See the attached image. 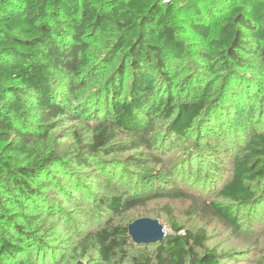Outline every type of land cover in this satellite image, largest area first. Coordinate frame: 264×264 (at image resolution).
Returning a JSON list of instances; mask_svg holds the SVG:
<instances>
[{
  "label": "trees",
  "instance_id": "obj_1",
  "mask_svg": "<svg viewBox=\"0 0 264 264\" xmlns=\"http://www.w3.org/2000/svg\"><path fill=\"white\" fill-rule=\"evenodd\" d=\"M230 1L0 0V143L4 153L26 161L9 160L0 169V264H30L21 257L33 247L27 256L36 264H219L204 249V231L176 223L160 243L135 245L127 227L137 219L125 225L106 219L80 238L79 253L64 257L47 251L46 236L31 228L27 209L46 204L42 192L52 183L44 180H54V171L82 182L93 160L127 147L147 153L132 158L135 164L158 162L152 151L166 135L200 136L203 146L234 143L231 169L212 178L214 185L209 171L190 183L202 197L213 195L202 208L214 217L236 226L264 222V106L254 105L257 82L246 76L255 78L264 65V0H238L209 39L210 19ZM179 16L210 49L201 55L203 71L193 67L175 83L188 54ZM93 44H103L101 51ZM219 76L220 96L212 100ZM175 84L188 90L183 98L172 91ZM83 121L85 137L65 127L50 142L57 128ZM157 121L166 124L164 132H155ZM121 134L128 143L110 145ZM69 137L74 146L60 144ZM160 196L125 203L119 196L108 208L117 214Z\"/></svg>",
  "mask_w": 264,
  "mask_h": 264
},
{
  "label": "rangeland",
  "instance_id": "obj_2",
  "mask_svg": "<svg viewBox=\"0 0 264 264\" xmlns=\"http://www.w3.org/2000/svg\"><path fill=\"white\" fill-rule=\"evenodd\" d=\"M163 1L182 2V0ZM236 4H238V0L230 1L210 19L209 39L216 37L227 15L226 12ZM176 25L179 28L180 37L187 45L188 54L181 60L179 77L175 83L180 82L193 67L203 69L201 55L210 49L208 43L191 31L182 16L176 20ZM106 39L108 40V38H104L105 41ZM102 45L93 44L92 50L99 52ZM110 67L106 68L103 73L107 74ZM256 72L255 78L248 74L246 76L257 82L253 88L256 89L254 105L257 107L258 104L264 106L260 102V95L261 97L263 95L264 99V65L261 70L257 69ZM238 76L244 77L241 74ZM219 81L220 76L216 83L218 88L215 90L212 100H218L220 96ZM175 87L176 84L172 91L178 92V96H182V98L188 93L186 87L183 89ZM195 87L194 84L193 88ZM80 117L89 120L90 116L81 111ZM85 122L87 121L80 124L72 123L71 126L65 124L57 128L52 132V135H57V137H52L50 142L52 143L54 138L57 140L60 137L57 133L65 127H68V134L76 131L78 136L85 137L86 134L82 132V127L86 126ZM165 130L166 124L157 121L155 132L162 133ZM201 139L202 137H196L193 134L184 140L166 135L159 140V149L152 151L157 155L158 160V162L152 163H134L132 158L137 154L139 157H148L145 150L139 148L130 149L127 147L126 150L111 155L101 154L97 158L98 161L93 160L90 167L83 168L85 176L82 182L67 179L62 177V174L57 170L54 171V180H44L52 183V186L49 185L46 188L48 192L45 190L42 192L43 200L49 207L42 208L46 204L39 203L36 204L34 210L27 209L26 213L31 215V228H37V235L46 236L48 245L45 249L47 251L59 252L63 257L68 251L70 255L72 253L75 256L80 252L78 245L80 238L85 233L94 231L106 219L112 218L114 224L125 225L133 219L147 217L158 220L166 235L173 232L171 223H176L183 229L193 232L204 231L206 233L204 249L216 253L219 257V264H264V222L244 225L243 220H240L243 225L236 226L220 217H214L210 211L202 208L203 205L212 202L215 198L212 194L202 197L199 194L203 193L202 188L199 186L195 189L192 186L193 183L190 182L198 179L195 175H198L199 171L202 176L209 171L210 181L214 177L217 181L220 174L227 173L232 166L235 144L224 143L221 144L223 146H218L217 140H210L208 145L203 146ZM110 143V145L128 143V136L121 134ZM60 144L69 147L75 145L70 137L60 140ZM3 145L0 143V169L3 163L9 160L14 166L25 165L26 161L22 156H10L4 153ZM43 147L40 143L39 148ZM191 159H196V161H192L188 165ZM58 177L62 180L58 181ZM215 181H212L211 185H214ZM203 189L208 191L209 186H204ZM168 193L172 194L171 197L164 196ZM153 194L161 196L146 202L144 206L120 210L117 214H112L108 208L111 199L115 197L121 196L125 203L130 200L145 199ZM195 203L199 204L200 209L195 207ZM5 209L9 210L10 208L5 206ZM149 248L147 247V249ZM34 250V247L29 249L21 259L27 258L30 264H36L32 257L28 258L27 256V253H33ZM60 264H64V262Z\"/></svg>",
  "mask_w": 264,
  "mask_h": 264
},
{
  "label": "water",
  "instance_id": "obj_3",
  "mask_svg": "<svg viewBox=\"0 0 264 264\" xmlns=\"http://www.w3.org/2000/svg\"><path fill=\"white\" fill-rule=\"evenodd\" d=\"M128 235L135 245H154L165 237L164 228L158 220L141 218L127 227Z\"/></svg>",
  "mask_w": 264,
  "mask_h": 264
}]
</instances>
